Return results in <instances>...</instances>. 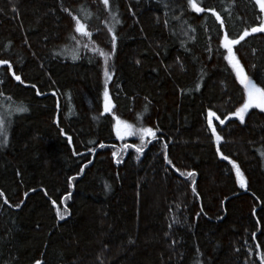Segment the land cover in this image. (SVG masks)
<instances>
[{
    "label": "trees",
    "instance_id": "obj_1",
    "mask_svg": "<svg viewBox=\"0 0 264 264\" xmlns=\"http://www.w3.org/2000/svg\"><path fill=\"white\" fill-rule=\"evenodd\" d=\"M164 2L0 0V264H261L264 111L243 124L229 115L243 86L222 41L264 12L256 0H196L201 13ZM73 15L90 36L75 32ZM232 47L264 81V33ZM100 51L111 53V79ZM209 112L229 116L212 118L219 142ZM116 120L155 135L119 138Z\"/></svg>",
    "mask_w": 264,
    "mask_h": 264
},
{
    "label": "snow or ice",
    "instance_id": "obj_2",
    "mask_svg": "<svg viewBox=\"0 0 264 264\" xmlns=\"http://www.w3.org/2000/svg\"><path fill=\"white\" fill-rule=\"evenodd\" d=\"M103 4L105 5V7H108L109 5V0H102ZM259 3V8L261 12H264V0H258ZM175 4L177 7H181L183 8L184 5L180 3V0H171V3L169 2H164L163 6L164 8H170L172 7V5ZM186 6L188 8H190L192 11L197 12V13H201L204 12L206 9L202 8L200 6H198V4L196 3V0H186ZM64 11H68L67 8L63 9ZM210 11H212V15L216 18L217 21H221V16L220 14H218L216 11L209 9ZM71 15V13H69ZM165 15L167 16V13H165ZM112 18L115 20L116 24H119L121 21L118 18V15L116 12L111 13ZM172 19L177 20L178 22H180V31L181 33H183L184 35H187V32L184 31L183 25L187 23L186 20H182V16H173ZM72 20L75 21V32L80 33L81 36H85L88 37L91 35L90 32L85 30V24H83L81 22V20L79 18H77L75 15L72 16ZM168 20L165 19L164 23L165 26L168 25ZM223 21H221V27H223ZM108 31L110 33H113L111 36V44H112V51H115L116 48V42H117V35L114 32V29L112 27L108 28ZM251 33H264V23H261L258 27H252L250 29V31L248 29H245L243 31V34L239 36V39H229L228 35L225 34L223 37V41H222V45L223 47L227 50V55L224 56V59L228 61V64L231 66V68L233 69V71L235 72V76L236 79L239 81V83L243 86V103L240 104L239 107H237L235 109L234 112L229 113L230 116H235L239 122L241 124H243L245 122V115L249 112L250 109H260L261 111H264V86H262V84H264V81H261V83H257L254 79H252L250 77V75L245 73V69L244 67L241 65L240 61L237 59V56L233 53V45H237L240 43V41H243L245 39V37L249 36ZM71 39L76 40L77 37L75 36H71ZM77 43H79V40H77ZM84 47H88L87 44L84 45ZM99 55L104 57V62H105V68H104V76L107 79H111V75L109 72V68L107 67L108 64V59L110 58L111 53L109 52H104V51H100ZM77 57H74V59ZM0 64H8L7 60H0ZM11 66L9 65V68ZM15 80L19 81L20 84H23L24 81L21 79L20 75H16L15 76ZM33 88L36 87L35 84L32 85ZM37 94H40L39 92ZM53 95H55V93H53ZM104 97H105V104H104V111L105 112H109L111 110V106L108 103V89H107V85H105V89H104ZM17 112H27L28 109L27 107H18L17 109H15ZM215 117V119L219 120V124L220 125H224L225 124V120L229 119V116L226 115L224 117V119H220V117L216 116V114L214 112H209L208 115V127L211 128L212 131V135L215 137V140L217 142H219L221 140V136L217 134V130L216 128L212 127V118ZM121 125H123L124 130H125V134L129 135V136H133V135H138L141 138L143 136L146 135H150V136H154L155 133L153 132L152 128H146V127H139V128H133V126L131 124H127L124 121H117L116 124V131H117V136L119 138H123V134L121 133ZM158 130V129H157ZM0 135L4 136V144L7 143V134H6V129H5V121L0 118ZM69 139V143H71V137H68ZM100 148H105L104 144H100L99 145ZM125 149L127 148H131V147H135V145H125L124 146ZM90 151H94V149L90 150ZM143 148L141 147H136V152H142ZM217 151H219V149H217ZM74 155L77 154L75 151L73 153ZM113 157L116 156V153L113 152L112 153ZM225 160L228 159L227 156L223 157ZM165 159L167 160V156H165ZM117 163H119V160H117ZM168 163H171V161H168ZM233 167L236 168V173H237V179L238 182L240 183V186L243 188L245 186L244 184V178H243V174L240 172V169L238 167H236L235 164H233ZM83 171V169H81V172ZM19 175V173H17ZM181 175H184V173H181ZM189 177L193 176L194 173L189 172L187 174ZM72 177H69V187H71V181H72ZM105 187H108L107 185H105ZM195 188H193V192H195ZM3 193L0 192V196H2ZM5 204H7V200L4 201ZM16 208L20 207V204H16L15 205ZM67 214V210L65 209V215ZM57 217L61 220L64 219V215H61L59 210H57ZM255 235V234H253ZM35 264H41L40 261H36ZM261 264H264V258L261 259Z\"/></svg>",
    "mask_w": 264,
    "mask_h": 264
},
{
    "label": "rangeland",
    "instance_id": "obj_3",
    "mask_svg": "<svg viewBox=\"0 0 264 264\" xmlns=\"http://www.w3.org/2000/svg\"><path fill=\"white\" fill-rule=\"evenodd\" d=\"M264 23V22H263ZM109 103V102H108ZM110 104V103H109ZM111 106V105H110ZM112 111V107H111V110H110V112ZM117 121L118 120H116V122H115V131H116V124H117ZM121 121V120H120ZM128 124V123H127ZM121 127V133L125 136V137H130L129 135H127V134H125V130H124V127H123V125H121L120 126ZM116 133H117V131H116ZM147 136H150V135H146V136H143L142 138L140 137V136H138V135H133V136H131V137H139L140 139H144V138H146Z\"/></svg>",
    "mask_w": 264,
    "mask_h": 264
},
{
    "label": "water",
    "instance_id": "obj_4",
    "mask_svg": "<svg viewBox=\"0 0 264 264\" xmlns=\"http://www.w3.org/2000/svg\"><path fill=\"white\" fill-rule=\"evenodd\" d=\"M257 1V3H258V0H256ZM259 4V3H258Z\"/></svg>",
    "mask_w": 264,
    "mask_h": 264
}]
</instances>
